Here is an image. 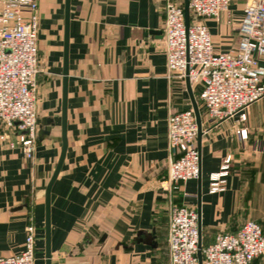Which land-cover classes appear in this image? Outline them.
Masks as SVG:
<instances>
[{
    "label": "crops",
    "instance_id": "crops-1",
    "mask_svg": "<svg viewBox=\"0 0 264 264\" xmlns=\"http://www.w3.org/2000/svg\"><path fill=\"white\" fill-rule=\"evenodd\" d=\"M37 3L39 135L32 159L0 142V258L22 250L32 223L34 264H46L45 192L62 150L65 36L66 148L50 188L49 264H170L171 203L200 204L201 246L248 219L264 233L262 104L249 106L244 124L206 121L200 179L178 188L167 180V117L192 105L185 79L166 77L164 0H68L67 21L66 0ZM242 14L243 1L234 0L203 20L216 51L237 44ZM191 90L197 101L199 85ZM43 119L53 121L48 134ZM227 156L224 190L210 193L209 176ZM251 264H264V254Z\"/></svg>",
    "mask_w": 264,
    "mask_h": 264
},
{
    "label": "built area",
    "instance_id": "built-area-1",
    "mask_svg": "<svg viewBox=\"0 0 264 264\" xmlns=\"http://www.w3.org/2000/svg\"><path fill=\"white\" fill-rule=\"evenodd\" d=\"M234 0H188L190 22L184 23L183 2L164 0L162 24L166 77L199 85L202 133L206 121L218 124L235 118L244 124L247 110L264 100V0H242L238 42L226 52L215 50L205 18L228 12ZM39 7L37 0H0V142L20 148L32 159L38 135L37 75ZM205 120V122H204ZM247 138L246 126L235 130ZM167 180L178 188L200 175L197 123L192 107L167 117ZM230 156L210 174V193L224 190ZM25 227L20 252L0 258V264H34L35 232ZM167 248L170 264H251L264 254V233L248 219L233 232H219L198 250V217L195 208L171 203L168 207Z\"/></svg>",
    "mask_w": 264,
    "mask_h": 264
},
{
    "label": "water",
    "instance_id": "water-1",
    "mask_svg": "<svg viewBox=\"0 0 264 264\" xmlns=\"http://www.w3.org/2000/svg\"><path fill=\"white\" fill-rule=\"evenodd\" d=\"M183 13H184V23L185 26L188 27L189 22H190V12H189V7H188V0H183ZM68 0H66V21L68 19ZM63 105H62V150L61 154L58 160V163L55 167V170L47 184L46 187V192H45V243H46V264H49V257H50V249H49V235H50V220H49V206H50V188L51 185L60 169V166L63 161L64 157V152L66 148V138H65V115H66V107H65V96H66V80H67V38L65 36V49H64V71H63ZM185 83H186V88L189 92L190 95V100H191V105L192 109L194 111L195 117H196V123H197V146L200 154V139L202 135V124H201V116H200V111L198 107V103L192 93L191 90V85L190 81L188 78V75L185 76ZM45 128L41 130L42 134H48L49 128L51 125H53V121L51 119L46 120L43 119L42 123ZM39 135V133H38ZM200 179V175L198 177ZM198 196L199 190H198ZM197 217H198V250H197V257L198 261L200 263L201 259V218H200V204L197 206Z\"/></svg>",
    "mask_w": 264,
    "mask_h": 264
},
{
    "label": "rangeland",
    "instance_id": "rangeland-1",
    "mask_svg": "<svg viewBox=\"0 0 264 264\" xmlns=\"http://www.w3.org/2000/svg\"><path fill=\"white\" fill-rule=\"evenodd\" d=\"M197 97H198V96H197ZM197 101H198V103H199V97H198ZM257 102L260 103V104H262V106H264V100H259V101H257Z\"/></svg>",
    "mask_w": 264,
    "mask_h": 264
}]
</instances>
